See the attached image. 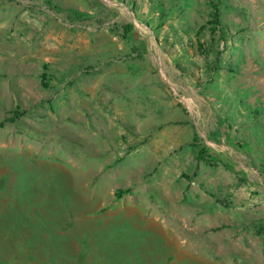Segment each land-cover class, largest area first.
I'll use <instances>...</instances> for the list:
<instances>
[{
    "label": "rangeland",
    "instance_id": "1",
    "mask_svg": "<svg viewBox=\"0 0 264 264\" xmlns=\"http://www.w3.org/2000/svg\"><path fill=\"white\" fill-rule=\"evenodd\" d=\"M0 264H264V0H0Z\"/></svg>",
    "mask_w": 264,
    "mask_h": 264
}]
</instances>
